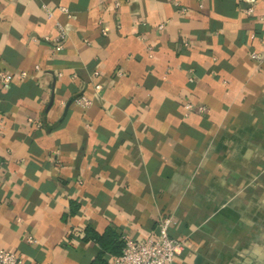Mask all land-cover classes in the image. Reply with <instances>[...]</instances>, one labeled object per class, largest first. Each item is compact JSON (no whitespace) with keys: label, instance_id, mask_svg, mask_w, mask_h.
<instances>
[{"label":"crops","instance_id":"obj_1","mask_svg":"<svg viewBox=\"0 0 264 264\" xmlns=\"http://www.w3.org/2000/svg\"><path fill=\"white\" fill-rule=\"evenodd\" d=\"M262 16L264 0H0L13 76L0 85V248L94 264L88 229L147 238L171 215L176 264H264Z\"/></svg>","mask_w":264,"mask_h":264},{"label":"built area","instance_id":"obj_2","mask_svg":"<svg viewBox=\"0 0 264 264\" xmlns=\"http://www.w3.org/2000/svg\"><path fill=\"white\" fill-rule=\"evenodd\" d=\"M117 4L119 2L117 1ZM62 9L68 11L66 7ZM250 13L254 12L253 6L248 8ZM264 20V17H260ZM164 26L163 23L159 25L160 28ZM58 32L55 37L54 47L56 50H61L64 47V40L67 36V30L62 23H57ZM106 30L104 29V33ZM49 40V37H46ZM252 57L261 60L262 55L253 50ZM118 74H122V69H119ZM25 76L27 73L22 72ZM13 80L11 73L0 69V85L9 86ZM97 88H101L98 84ZM75 103L86 108L92 104V100L85 94L80 95L75 100ZM192 103H186L187 109H192ZM200 111L205 110V106H199ZM174 223V218L171 215H166L160 218L158 228L152 236L141 239H125V246L120 255H115L112 258L111 264H176L178 257L183 253L185 246L183 240L171 235L170 229ZM30 242H36L32 236L28 237ZM0 264H24L22 255L18 252L0 248Z\"/></svg>","mask_w":264,"mask_h":264},{"label":"trees","instance_id":"obj_3","mask_svg":"<svg viewBox=\"0 0 264 264\" xmlns=\"http://www.w3.org/2000/svg\"><path fill=\"white\" fill-rule=\"evenodd\" d=\"M76 209L77 206L73 205L72 212H75ZM88 234L94 237L102 247L100 254L95 260L94 264H98L99 262H101L104 252L108 251L114 256L120 255L123 252V248L125 246V239L120 238L114 229L108 228L104 233H99L88 229ZM105 264H108V262L105 261Z\"/></svg>","mask_w":264,"mask_h":264}]
</instances>
